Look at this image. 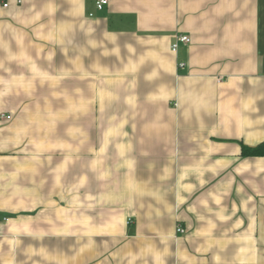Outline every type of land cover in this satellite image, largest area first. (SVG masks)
I'll use <instances>...</instances> for the list:
<instances>
[{
	"label": "crops",
	"instance_id": "crops-1",
	"mask_svg": "<svg viewBox=\"0 0 264 264\" xmlns=\"http://www.w3.org/2000/svg\"><path fill=\"white\" fill-rule=\"evenodd\" d=\"M2 114L0 264H264V0H0Z\"/></svg>",
	"mask_w": 264,
	"mask_h": 264
},
{
	"label": "built area",
	"instance_id": "built-area-1",
	"mask_svg": "<svg viewBox=\"0 0 264 264\" xmlns=\"http://www.w3.org/2000/svg\"><path fill=\"white\" fill-rule=\"evenodd\" d=\"M108 4V0H97V7L99 9H102L105 5ZM7 6V3L5 4ZM191 42V38L186 36V35H178L177 36V40L171 45V49L173 50V52L177 53L179 50V44L180 43H190ZM185 64L181 63L180 66L183 67ZM0 118L2 119H10L11 116L10 115H4L2 114L0 116ZM178 232H183V228L179 227Z\"/></svg>",
	"mask_w": 264,
	"mask_h": 264
},
{
	"label": "trees",
	"instance_id": "trees-1",
	"mask_svg": "<svg viewBox=\"0 0 264 264\" xmlns=\"http://www.w3.org/2000/svg\"><path fill=\"white\" fill-rule=\"evenodd\" d=\"M243 156H264V141L255 146H242Z\"/></svg>",
	"mask_w": 264,
	"mask_h": 264
}]
</instances>
